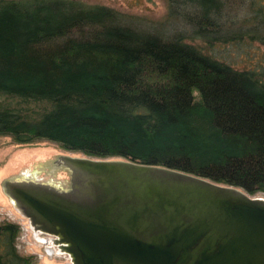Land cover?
Masks as SVG:
<instances>
[{"label":"trees","instance_id":"16d2710c","mask_svg":"<svg viewBox=\"0 0 264 264\" xmlns=\"http://www.w3.org/2000/svg\"><path fill=\"white\" fill-rule=\"evenodd\" d=\"M168 2L188 9L177 17L196 38L219 35L223 0ZM249 6L256 25L225 28L223 41L264 39V0ZM116 17L75 0H0V135L264 192L262 72ZM18 231L14 222L0 223V264H31L16 247Z\"/></svg>","mask_w":264,"mask_h":264},{"label":"water","instance_id":"95a60500","mask_svg":"<svg viewBox=\"0 0 264 264\" xmlns=\"http://www.w3.org/2000/svg\"><path fill=\"white\" fill-rule=\"evenodd\" d=\"M59 168L69 188L28 178L3 188L73 264H264L262 197L124 157L58 156Z\"/></svg>","mask_w":264,"mask_h":264},{"label":"rangeland","instance_id":"374dc122","mask_svg":"<svg viewBox=\"0 0 264 264\" xmlns=\"http://www.w3.org/2000/svg\"><path fill=\"white\" fill-rule=\"evenodd\" d=\"M17 1L25 3L32 0ZM75 1L86 7L98 5L115 10L116 22L122 25H128L142 32L160 35L164 39L180 37L185 42L193 43L203 53L216 56L237 69L252 68L257 72H262L261 76L264 78V39L262 37L250 39L245 34L240 39L230 37L223 41L219 36L225 28L230 30H234V28L249 29V27L256 25L250 17L252 12L249 4L252 0H223L224 9H222L219 23L224 25H218L219 35L214 37L211 42L193 36L191 26L185 20L177 17L182 11L188 9L182 6L177 10L171 9L168 0ZM258 8L257 2L256 10ZM65 155L70 157L86 156L82 152L63 149L55 142L44 139L17 143L10 136L0 135V223L3 221L14 222L19 227L16 235V247L21 255L29 257L31 264H73V262L70 254L64 248L61 250L59 247L56 248L59 242H53L49 247V244L44 242V239H54V236L42 230L38 231L39 237L37 236L35 230L38 228L33 226L22 208L5 193L3 182L11 180V178H28L37 182H50L54 186L63 188L66 182L65 171L60 168L54 169V171L51 170L52 167L48 168L47 165L56 160L58 156ZM49 169L51 170L50 173H48ZM235 187L252 197L257 196L264 199V192L262 191L251 194L244 188Z\"/></svg>","mask_w":264,"mask_h":264},{"label":"bare ground","instance_id":"6f19581e","mask_svg":"<svg viewBox=\"0 0 264 264\" xmlns=\"http://www.w3.org/2000/svg\"><path fill=\"white\" fill-rule=\"evenodd\" d=\"M38 231H41V230H40L39 228L35 230L37 236H38V234H39ZM51 235H52V234H51ZM38 237H39V236H38ZM42 241H43V240H42ZM44 242H46V244H49L48 247L51 246L50 244L53 243V242L58 243V241L56 240V238H54V239H51V238H50L49 240H48V239H47V240L44 239ZM58 247H59L60 250L63 249V247L60 246V243H58V244L56 245V248H57V249H58Z\"/></svg>","mask_w":264,"mask_h":264}]
</instances>
